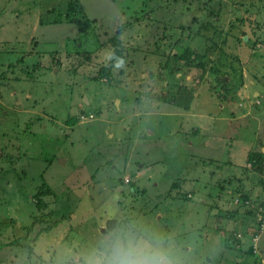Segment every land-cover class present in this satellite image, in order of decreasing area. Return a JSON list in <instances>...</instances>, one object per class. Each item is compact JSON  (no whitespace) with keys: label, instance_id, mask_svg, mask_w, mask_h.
Returning <instances> with one entry per match:
<instances>
[{"label":"rangeland","instance_id":"374dc122","mask_svg":"<svg viewBox=\"0 0 264 264\" xmlns=\"http://www.w3.org/2000/svg\"><path fill=\"white\" fill-rule=\"evenodd\" d=\"M68 1L0 0V264H78L125 217L264 264V0Z\"/></svg>","mask_w":264,"mask_h":264},{"label":"clouds","instance_id":"9594fccd","mask_svg":"<svg viewBox=\"0 0 264 264\" xmlns=\"http://www.w3.org/2000/svg\"><path fill=\"white\" fill-rule=\"evenodd\" d=\"M78 264H186L174 238L139 217L105 229L79 256Z\"/></svg>","mask_w":264,"mask_h":264},{"label":"trees","instance_id":"16d2710c","mask_svg":"<svg viewBox=\"0 0 264 264\" xmlns=\"http://www.w3.org/2000/svg\"><path fill=\"white\" fill-rule=\"evenodd\" d=\"M83 7L78 3V0H69L68 6L66 8L65 16L67 19H73L78 16L83 15ZM59 23V22H56ZM185 58L184 54H181L179 52H173V54H169L166 57V62L164 64L165 70L167 72H170L174 69V67H177V64L183 61ZM112 65V61H110L106 66H103L99 69V72H102L106 69H110ZM107 73H105L106 75ZM264 154L261 152H249L247 156V161L250 164V166L257 171H260V167L263 163Z\"/></svg>","mask_w":264,"mask_h":264}]
</instances>
